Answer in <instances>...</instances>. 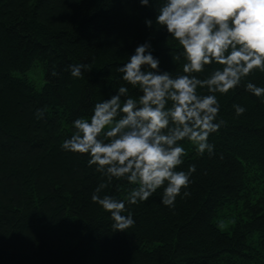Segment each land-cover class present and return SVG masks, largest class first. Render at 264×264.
I'll return each mask as SVG.
<instances>
[{
  "label": "trees",
  "instance_id": "obj_1",
  "mask_svg": "<svg viewBox=\"0 0 264 264\" xmlns=\"http://www.w3.org/2000/svg\"><path fill=\"white\" fill-rule=\"evenodd\" d=\"M162 3L0 0V264H264V102L243 87H264V72L217 94L225 123L208 137L214 155L181 142L179 170L196 165L190 194L182 189L172 208L162 188L126 204L122 215L135 221L126 232H114L110 214L91 201L106 178L88 155L61 147L73 121L90 118L125 83L116 69L139 44L151 43L161 71L182 72L166 31L145 24ZM80 63L91 70L71 77L68 66ZM234 103L246 112L237 117ZM131 187L113 180L100 195L124 200Z\"/></svg>",
  "mask_w": 264,
  "mask_h": 264
},
{
  "label": "clouds",
  "instance_id": "obj_2",
  "mask_svg": "<svg viewBox=\"0 0 264 264\" xmlns=\"http://www.w3.org/2000/svg\"><path fill=\"white\" fill-rule=\"evenodd\" d=\"M149 6V0H140ZM167 33L166 44L176 48L174 62L183 59L182 72L173 75L160 70L149 41L139 44L128 61L117 67L124 84L115 95L97 102L90 118L73 121L63 150L88 155V166L106 178L94 190L91 201L110 214L114 232H126L135 221L126 204L147 201L163 189L161 202L172 208L181 194L187 196L196 165L179 170L187 155L181 142L194 146L197 155H214L210 134L225 123L217 121V94L226 95L253 72H264V0H163L156 7L155 20L146 19ZM158 26V27H156ZM206 66H213L204 78ZM91 69L85 63L68 66L73 78ZM53 76L58 73L53 70ZM139 91L129 95V87ZM245 91L264 102V87L243 83ZM198 89L206 90L205 94ZM237 117L246 109L233 104ZM44 109L36 110L43 119ZM113 180H125L130 188L124 200L101 191Z\"/></svg>",
  "mask_w": 264,
  "mask_h": 264
}]
</instances>
